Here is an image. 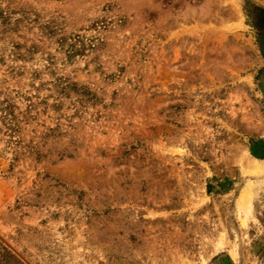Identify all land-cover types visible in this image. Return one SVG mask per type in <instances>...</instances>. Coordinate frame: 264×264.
Returning <instances> with one entry per match:
<instances>
[{
  "label": "rangeland",
  "instance_id": "obj_1",
  "mask_svg": "<svg viewBox=\"0 0 264 264\" xmlns=\"http://www.w3.org/2000/svg\"><path fill=\"white\" fill-rule=\"evenodd\" d=\"M0 264H264V0H0Z\"/></svg>",
  "mask_w": 264,
  "mask_h": 264
},
{
  "label": "bare ground",
  "instance_id": "obj_2",
  "mask_svg": "<svg viewBox=\"0 0 264 264\" xmlns=\"http://www.w3.org/2000/svg\"><path fill=\"white\" fill-rule=\"evenodd\" d=\"M242 195H243V193H242Z\"/></svg>",
  "mask_w": 264,
  "mask_h": 264
}]
</instances>
